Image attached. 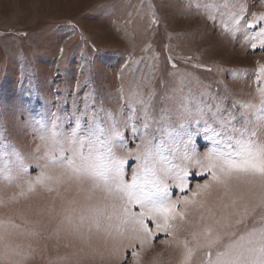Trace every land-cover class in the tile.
Returning <instances> with one entry per match:
<instances>
[{"label":"snow or ice","instance_id":"obj_1","mask_svg":"<svg viewBox=\"0 0 264 264\" xmlns=\"http://www.w3.org/2000/svg\"><path fill=\"white\" fill-rule=\"evenodd\" d=\"M201 7L214 26L217 12L244 46L264 52V12H250L246 0H205ZM168 62L177 68L171 56ZM224 93H188L174 109L161 107L159 117L154 89L146 98L132 93L117 111L102 102L93 107L86 96L83 108L51 112L42 154L33 160L36 174L21 162L15 178L6 177L20 189L10 202L37 189L51 198L28 235L39 243L43 218L60 216L59 226H74L86 245L93 237L101 243L88 257L100 264H141V253L157 239L179 250V264H264V89L259 104L229 103ZM190 205L198 206L199 222L188 219ZM217 205L226 210L218 216ZM9 226L19 227L0 221V264H14L10 256L19 255L5 243ZM28 249L25 260L42 258L47 245Z\"/></svg>","mask_w":264,"mask_h":264},{"label":"rangeland","instance_id":"obj_2","mask_svg":"<svg viewBox=\"0 0 264 264\" xmlns=\"http://www.w3.org/2000/svg\"><path fill=\"white\" fill-rule=\"evenodd\" d=\"M204 2L0 0V200L5 202L0 221L19 226H9L4 234L5 243L19 253L10 256L14 264H100L88 257L91 247L101 243L93 237L86 245L74 226H59L60 216L51 222L43 218L47 228L39 243L28 235L40 219L37 211L50 203L48 193L37 189L10 202L20 189L6 177L14 179L21 162L30 175L36 174L33 160L42 154L40 137L51 112L83 108L86 96L90 103L94 100L93 107L102 102L105 109L117 111L132 93L142 91L146 98L152 89L157 117L161 107L174 109L188 93L198 96L203 90L224 95L227 89L229 103H260L264 52L244 46L243 36L231 32V23L225 29L217 12L212 13L214 26L206 10L197 8ZM246 2L250 12H264L261 0ZM189 211L188 219L199 222L198 206L190 205ZM214 211L218 216L226 210L217 205ZM186 234L182 228L180 238ZM30 243L47 245L42 258H23ZM179 258V250L159 239L140 255L141 264H179Z\"/></svg>","mask_w":264,"mask_h":264}]
</instances>
